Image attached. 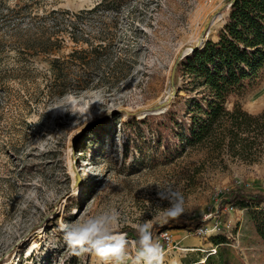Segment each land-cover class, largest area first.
Returning <instances> with one entry per match:
<instances>
[{"label": "rangeland", "instance_id": "obj_1", "mask_svg": "<svg viewBox=\"0 0 264 264\" xmlns=\"http://www.w3.org/2000/svg\"><path fill=\"white\" fill-rule=\"evenodd\" d=\"M98 1L0 0V12H18L5 22L26 27L34 15L86 11ZM225 3L121 0L116 11L77 27L92 46L101 45L97 58L90 55L84 65L70 62L69 55L88 45L74 43L68 34L49 57L18 54L9 40L14 44L0 54V264H101L91 252L71 261L74 252L59 224L111 208L125 218L120 231L129 241L137 235L134 224L152 222L164 264H186L212 249L218 257L210 264H264V243L250 208L219 207L234 187L264 193V150L248 161L223 146L214 149L210 141L169 158L150 135V120L172 103L179 81L174 62L215 38ZM54 58L65 61L68 80L61 94L48 98ZM232 102L251 114L264 108V67L227 100V108ZM169 184L184 194L186 214L165 223L160 213L167 204L156 200L155 185ZM213 237L218 239L211 242ZM129 251L134 255L131 244Z\"/></svg>", "mask_w": 264, "mask_h": 264}, {"label": "trees", "instance_id": "obj_2", "mask_svg": "<svg viewBox=\"0 0 264 264\" xmlns=\"http://www.w3.org/2000/svg\"><path fill=\"white\" fill-rule=\"evenodd\" d=\"M120 5L121 0H99L86 11L50 10L29 17L27 23L31 24L26 27L17 22H5V17L19 14L7 8L5 13L0 12V54L6 47L10 48L9 44L15 43L18 54L33 56L41 53L49 57L60 48L58 43L63 35L68 34L74 43L88 45L73 49L69 55L70 62L75 60L84 65L90 55L97 58L101 45L92 46L88 34L77 27L86 18L114 12ZM223 9L226 15L215 38L205 40L201 46H192L191 51L174 62L172 72L179 81L173 86V97L169 99L172 103L158 118L150 120L152 140L169 158L174 151L177 153L210 141L216 142L214 149L223 146L242 160H252L254 154L264 150V108L251 114L242 110L237 102H232L230 108L226 106L227 100L240 95L264 67V0H226ZM98 34V40L102 41L101 32ZM28 51L32 53L27 54ZM58 61L55 58L50 61L53 79L48 82L51 86L48 98L61 94L68 80L61 67L65 61ZM219 204V207L250 208L255 233L264 243V207L256 209L264 205V193L234 187L219 200ZM132 236L134 240L137 238V235ZM217 239L213 237L210 241ZM214 254L213 249V253L201 257L203 262L199 263L201 258H197L186 264H210L218 257L217 254L212 256ZM77 255L74 253L71 261L77 260Z\"/></svg>", "mask_w": 264, "mask_h": 264}, {"label": "clouds", "instance_id": "obj_3", "mask_svg": "<svg viewBox=\"0 0 264 264\" xmlns=\"http://www.w3.org/2000/svg\"><path fill=\"white\" fill-rule=\"evenodd\" d=\"M155 186L156 200L167 204L160 213L163 222L177 220L186 214L185 197L180 189L170 184ZM124 222L121 213L111 208L83 220L62 221L59 231L75 254L91 252L101 264H164L165 252L154 239L152 222L134 224L137 238L133 241H129L126 232L120 231ZM130 244L134 255L130 254Z\"/></svg>", "mask_w": 264, "mask_h": 264}, {"label": "built area", "instance_id": "obj_4", "mask_svg": "<svg viewBox=\"0 0 264 264\" xmlns=\"http://www.w3.org/2000/svg\"><path fill=\"white\" fill-rule=\"evenodd\" d=\"M160 237L165 241L168 242L170 241V235H168L166 232L160 233ZM213 250V249H212Z\"/></svg>", "mask_w": 264, "mask_h": 264}, {"label": "water", "instance_id": "obj_5", "mask_svg": "<svg viewBox=\"0 0 264 264\" xmlns=\"http://www.w3.org/2000/svg\"><path fill=\"white\" fill-rule=\"evenodd\" d=\"M191 50V48H189V51Z\"/></svg>", "mask_w": 264, "mask_h": 264}]
</instances>
